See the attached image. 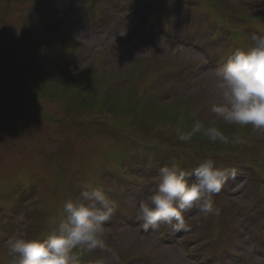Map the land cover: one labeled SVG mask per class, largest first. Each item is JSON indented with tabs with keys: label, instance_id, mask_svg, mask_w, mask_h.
Returning <instances> with one entry per match:
<instances>
[{
	"label": "rangeland",
	"instance_id": "1",
	"mask_svg": "<svg viewBox=\"0 0 264 264\" xmlns=\"http://www.w3.org/2000/svg\"><path fill=\"white\" fill-rule=\"evenodd\" d=\"M99 1L103 4L100 12L89 7L86 11V7L82 8L86 0H80L75 10L62 8L57 12L53 23L68 27V16L72 21L83 17L81 23L89 22L94 13L107 12L113 3L118 4L122 15H126L123 10L131 8L128 0ZM187 1L191 4L187 10L173 11L170 22L164 23L166 28L174 27L173 36L169 38L157 33L150 36V32L142 26L135 30L136 22L131 18L123 19L118 12L111 18L110 29L106 26L93 27L84 33L72 29L69 37L71 44L78 45L79 40L100 50L108 44L109 30L115 31L118 39L134 30L129 37L131 43L114 47V54L106 60H115L116 64L111 68L120 72L136 60L156 59L164 69L157 81L158 88H154L152 94L173 104L171 111L181 115L175 118L146 114L141 117L143 126H136L138 129L135 130L128 121L129 116L132 111L137 116L138 110L142 111L147 105L133 100L127 107L119 108L116 117H105L93 128L79 122L77 127L88 130L90 135H80L70 129L75 118L69 117L71 112L64 109L65 99L60 98L59 101L58 96H47L49 101L40 99L36 97L39 95L36 89L44 91L38 84H32L28 78L24 82L18 76L16 69L23 62L22 52L26 47L20 41L21 29L30 22L26 18V7L31 6L34 0H22L18 11L12 14L3 12L2 19L7 23V43L3 49L0 48L3 66L0 87H9L10 91L26 96L27 101L12 98L0 88V264H11L6 243L10 238L45 239L51 232L49 220L63 202L77 197L89 185L105 188L113 202L114 213L106 223L111 229L108 243L120 250L121 264H151L147 258L153 264H201V259L204 264H264V188L260 185L264 182V131L229 125L215 119L211 107L216 97L209 90L215 70L219 67L217 62L227 59L237 48L250 47L251 42L246 39H250L251 34L264 35V4L254 6L248 0ZM196 3L199 12L209 10L206 19L211 18L213 22L201 24L197 11L192 12L189 19L181 15L190 11L189 8ZM197 26L199 31L194 38L199 45L194 38L190 39L191 30ZM76 57L82 55L72 56L68 66H77L78 69L71 71L78 72L94 61H84L83 58V63H79ZM102 67L110 66L102 64ZM147 77L142 76V81H147ZM3 96L5 98H1ZM88 98L89 94H86L80 100ZM121 100L127 104L126 98ZM34 103L40 112L30 108ZM152 112L155 115V110ZM50 113L58 116L63 132L69 137L62 149L58 148L60 139L55 121L48 115ZM117 117H120L119 124L115 123ZM181 119L185 127L200 120L206 126L214 123L229 137L233 134L239 136L243 143H216L222 148L217 150L238 154L233 163L216 161L218 165L229 166L238 176L226 179L222 186L224 191L221 190V195L214 198L216 207L220 209L219 215L205 216L198 208H193L184 214L187 231L180 233L169 225H161L156 231L151 227L145 229L143 222L137 218L136 208L139 201L155 189L158 169L173 160L179 163L189 158L208 159L204 155L206 150L197 149V144L204 145L206 138L198 136L186 143L177 140L174 129ZM19 121L29 129L17 138H10L14 136H8V130L20 126L17 125L21 123ZM121 122L128 126L123 128ZM131 128L132 135L136 137L131 136ZM137 143L142 144L141 149ZM151 143H158V147L142 148ZM29 187L32 189L30 193L25 189ZM10 191L11 194H8ZM119 204L129 214L121 213ZM133 223L135 225H130ZM206 230H216L222 235H210ZM159 235L176 240L166 242ZM125 240L129 244L122 247ZM217 247L221 248V252L211 250ZM101 255L103 253L97 250L85 256L83 264H94Z\"/></svg>",
	"mask_w": 264,
	"mask_h": 264
},
{
	"label": "clouds",
	"instance_id": "2",
	"mask_svg": "<svg viewBox=\"0 0 264 264\" xmlns=\"http://www.w3.org/2000/svg\"><path fill=\"white\" fill-rule=\"evenodd\" d=\"M250 40V47L235 49L215 70L209 89L216 97L211 112L225 124L264 131V35L253 33ZM174 131L177 140L185 143L196 136L213 144L243 143L239 136L229 137L214 123L206 126L200 120L185 127L181 119ZM225 179L226 170L214 159H205L191 169L173 160L158 169L155 189L139 201L137 218L145 229L156 231L169 225L187 231L184 214L193 208L205 216L219 215L214 196ZM113 213L105 188L86 186L77 197L65 200L50 218L51 232L45 239L15 237L6 242L11 264H83V258L97 250L103 255L94 264H121L120 250L108 243L111 229L106 223ZM128 244L125 240L122 247Z\"/></svg>",
	"mask_w": 264,
	"mask_h": 264
},
{
	"label": "bare ground",
	"instance_id": "3",
	"mask_svg": "<svg viewBox=\"0 0 264 264\" xmlns=\"http://www.w3.org/2000/svg\"><path fill=\"white\" fill-rule=\"evenodd\" d=\"M22 3V0H3L2 2H0V9H7V10H11L14 9L15 7L19 6ZM42 11L45 13V7L42 8ZM54 13L53 11L49 10L47 12V16L51 17L53 16ZM27 16V14H26ZM1 18V16H0ZM17 23V20H16ZM83 24L85 26H88L90 28H93V25L90 22H83ZM25 29V26H22L21 31H23ZM2 32V28L0 26V34ZM38 38L40 40H49L50 36L46 33V32H40L38 35ZM0 48L1 45H0ZM0 57H2V53L0 51ZM97 62L99 63L97 66ZM95 63V67L97 68L96 74H102L105 71H110L113 73H120V72H133L134 74H143V75H149V79L154 82V86L152 88V90L154 88H156V86H158L157 81L159 80V76L158 74L152 69L153 67H156L157 63L154 60H150V59H143V60H136L135 62H132L129 67L126 70L120 71V72H115L113 68V65L116 64L115 60H106L101 58L99 61H97ZM103 65H109L110 67L106 68V67H102ZM147 66H150V68H148ZM21 74H25V71H20ZM45 93L46 96L48 97H55V96H59L62 93H64V90L58 86L56 83L50 81L47 82L44 86V88L42 89ZM138 99H142V97H138ZM171 103H164L160 106L161 110H171ZM153 110H156V106L154 105H149L148 107H144L141 110H138L137 112V116L134 114V112L132 111V115L129 116L130 118L128 119V121L133 122L134 123V127L135 130H137L138 128L136 126H143L144 122L141 120V117H145V115ZM134 136V135H133ZM136 137V136H134ZM142 142V140H141ZM208 144H212V143H208ZM230 179H235V177L233 175H229Z\"/></svg>",
	"mask_w": 264,
	"mask_h": 264
},
{
	"label": "trees",
	"instance_id": "4",
	"mask_svg": "<svg viewBox=\"0 0 264 264\" xmlns=\"http://www.w3.org/2000/svg\"><path fill=\"white\" fill-rule=\"evenodd\" d=\"M168 110H162V111H159L160 113H162V112H167Z\"/></svg>",
	"mask_w": 264,
	"mask_h": 264
}]
</instances>
